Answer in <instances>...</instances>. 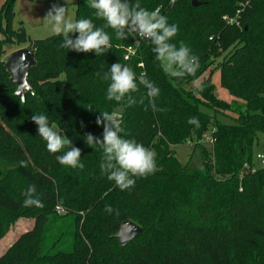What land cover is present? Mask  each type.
<instances>
[{
    "label": "trees",
    "instance_id": "16d2710c",
    "mask_svg": "<svg viewBox=\"0 0 264 264\" xmlns=\"http://www.w3.org/2000/svg\"><path fill=\"white\" fill-rule=\"evenodd\" d=\"M76 19L94 16L88 0H70ZM129 0L159 9L179 28L182 41L200 59L196 77L172 83L155 60L153 45L137 38L117 40L103 55L60 47L63 36L30 40L15 30V0L0 10V240L21 216L35 220L0 264H264V170L257 168L255 145L264 134V0ZM240 14L237 15V11ZM225 17H236L233 24ZM78 33H69L75 39ZM31 42L36 65L27 80L34 93L22 102L5 69L8 48ZM136 53L125 59L126 48ZM144 74L160 89L154 111L146 89L133 93L137 103L121 109L106 98L103 79L113 63ZM220 70L221 85L233 97H217L210 70ZM64 80H62V78ZM203 91L194 94L193 79ZM118 111L121 136L156 153L157 171L136 178L121 191L101 174L103 152L85 142L91 133L102 139L101 112ZM34 114L81 149L83 169L60 165L38 135ZM197 117L199 128L187 123ZM208 135L214 139L209 145ZM189 143L199 149L197 164H182L174 147ZM65 149L64 151H66ZM25 161L27 167L20 162ZM35 185L43 208L24 207V193ZM113 208L111 214L104 209ZM57 207L65 211L58 212ZM143 229L132 242L116 237L124 221Z\"/></svg>",
    "mask_w": 264,
    "mask_h": 264
},
{
    "label": "clouds",
    "instance_id": "9594fccd",
    "mask_svg": "<svg viewBox=\"0 0 264 264\" xmlns=\"http://www.w3.org/2000/svg\"><path fill=\"white\" fill-rule=\"evenodd\" d=\"M89 6L94 9V16L103 20V26H96L91 18L75 19L68 7L53 4L43 18L52 34L63 36L60 47L76 51L78 53L94 52L96 56L103 55L112 49L111 39L105 29L110 28L115 33L117 40H127L135 34L142 40L149 41L155 60L159 62L162 72L171 82L182 81L186 77H196L201 64L200 59L192 54L191 49L182 41L177 46L173 39L177 36L179 28L176 24H170L168 18L160 14L159 9L149 10L139 4H130L129 0H88ZM69 33H78L75 39L69 37ZM103 79L110 81L106 98L115 101L121 109L132 107L138 101L133 96L142 86L146 89V96H141L139 103L143 104L148 99L149 106L154 111L157 109L155 99L160 89L144 74L137 77L135 71L121 63H113L110 70L104 73ZM194 94L203 91V85L198 78L192 81ZM32 121L37 125L38 135L46 142L47 151L60 153L56 160L60 165L73 169H83L81 163V149L73 146L67 136L60 133L55 124H50L47 115L34 114ZM97 125H103L102 139L91 133L86 135L85 142L95 148L102 149L103 157L100 163L101 174L106 175L109 181H113L121 190L134 187L136 178H146L157 171L156 153L138 143L134 139H126L121 136V116L118 111H104L96 119ZM188 124L199 128L197 117H190ZM67 149L66 151H64ZM22 167H27L25 161L20 162ZM35 185H30L24 193V207L43 208L44 203L36 194ZM111 214L114 210L110 205L104 209Z\"/></svg>",
    "mask_w": 264,
    "mask_h": 264
},
{
    "label": "rangeland",
    "instance_id": "374dc122",
    "mask_svg": "<svg viewBox=\"0 0 264 264\" xmlns=\"http://www.w3.org/2000/svg\"><path fill=\"white\" fill-rule=\"evenodd\" d=\"M6 0H0V10ZM53 4L57 6L68 7L70 14L76 19L75 5L70 0H15L14 4V19L12 26L15 30L24 29L30 40H40L48 38L54 34L51 33L45 20L43 19L52 7ZM31 47V42L12 45L8 48L9 51L15 49ZM6 56L3 60L6 62ZM207 75L210 74L211 81L214 85V91L217 97L222 100L232 102L233 97L228 90L221 85V74L219 69L208 71ZM64 80L63 77H61ZM264 149V134L260 135V141L255 145L254 153H258ZM176 156L182 164H197L200 151L199 149L193 150V146L189 143L184 146L174 147ZM57 211L65 213L63 209L57 207ZM35 220L31 217L21 216L15 219L8 227L5 235L0 240V257L6 254L17 240L27 231L31 230L34 226Z\"/></svg>",
    "mask_w": 264,
    "mask_h": 264
},
{
    "label": "water",
    "instance_id": "95a60500",
    "mask_svg": "<svg viewBox=\"0 0 264 264\" xmlns=\"http://www.w3.org/2000/svg\"><path fill=\"white\" fill-rule=\"evenodd\" d=\"M192 4L194 6H199L201 3L197 0H193ZM35 65V50L28 47L15 49L6 56L4 67L10 72L11 81L16 85L15 95L19 97L22 102L25 101V92L34 93L27 77L29 69ZM142 232L143 229L141 226L133 221L127 220L121 224L116 237L119 238L121 245H126L139 237Z\"/></svg>",
    "mask_w": 264,
    "mask_h": 264
},
{
    "label": "built area",
    "instance_id": "2783aa9c",
    "mask_svg": "<svg viewBox=\"0 0 264 264\" xmlns=\"http://www.w3.org/2000/svg\"><path fill=\"white\" fill-rule=\"evenodd\" d=\"M240 10L237 11V15L240 14ZM225 20L228 21V23L233 24L236 21V17H225ZM138 38V37H137ZM136 53V47L131 45L126 48V54L125 59H130L131 56H133ZM205 142L209 145H212L214 143V139L211 135H208L205 139ZM256 161L258 163V167L253 168V171H256L257 168L264 170V149L262 151H259L256 153Z\"/></svg>",
    "mask_w": 264,
    "mask_h": 264
}]
</instances>
